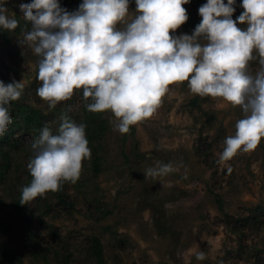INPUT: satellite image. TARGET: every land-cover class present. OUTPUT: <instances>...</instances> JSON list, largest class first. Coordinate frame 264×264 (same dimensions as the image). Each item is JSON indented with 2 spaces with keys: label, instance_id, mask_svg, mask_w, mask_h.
I'll return each instance as SVG.
<instances>
[{
  "label": "rangeland",
  "instance_id": "374dc122",
  "mask_svg": "<svg viewBox=\"0 0 264 264\" xmlns=\"http://www.w3.org/2000/svg\"><path fill=\"white\" fill-rule=\"evenodd\" d=\"M28 2L0 0L19 21L14 30H0V80H22L24 103L41 109L57 133L62 113L83 120L85 98L76 89L50 108L36 94L42 83L38 56L28 43H18L30 29L19 8ZM240 4L236 0L233 20L244 11ZM182 6L188 24H198L197 0ZM135 9L130 0L129 10ZM194 28L179 27L175 34H192ZM259 67L252 60L248 71L255 74ZM102 115L106 131L88 146L80 175L58 189L66 204L48 191L19 212L21 189L32 179L27 164L35 136L23 122L9 132L13 143L5 142L4 149L11 156L0 159V241L21 264H46L30 256L24 244L30 238L44 247H63L73 264H97L93 237L103 246L104 264H264V138L254 150L219 160L225 137L234 134L243 115L239 106L194 93L183 81L170 84L153 115L126 133L115 129L110 110ZM156 161L172 162L176 171L145 179L144 170ZM201 250L204 260L195 255ZM0 264L12 263L0 258Z\"/></svg>",
  "mask_w": 264,
  "mask_h": 264
},
{
  "label": "clouds",
  "instance_id": "9594fccd",
  "mask_svg": "<svg viewBox=\"0 0 264 264\" xmlns=\"http://www.w3.org/2000/svg\"><path fill=\"white\" fill-rule=\"evenodd\" d=\"M129 3L82 0L72 11L59 0L21 3L30 29L18 43H28L38 56L42 83L36 94L54 108L82 88L87 110H110L115 129L126 133L153 115L170 84L187 81L192 92L220 97L243 113L234 134L225 137L219 160L254 150L264 138V0H241L244 11L235 20L236 0H206L192 34L180 35L175 30L188 20L182 5L189 0H135L134 12ZM18 23L0 3V30H14ZM257 59L259 70L251 74L249 62ZM23 88L22 80H0V135L12 122L10 102ZM60 120L56 134L45 125L31 143L27 167L32 179L21 189L20 204L80 175L90 154L86 125L67 112ZM173 171L172 162L156 161L143 174L155 180ZM195 255L206 258L202 250Z\"/></svg>",
  "mask_w": 264,
  "mask_h": 264
},
{
  "label": "trees",
  "instance_id": "16d2710c",
  "mask_svg": "<svg viewBox=\"0 0 264 264\" xmlns=\"http://www.w3.org/2000/svg\"><path fill=\"white\" fill-rule=\"evenodd\" d=\"M62 7H65L69 11L75 10L77 8V0H59ZM206 0H197L198 8L202 4H204ZM198 23H200L202 17L197 14ZM197 24L190 25L188 24V20L182 24L180 27L183 28L186 31H189L190 27H194ZM91 99V98H90ZM23 98L20 96L19 99L15 101H11V114H12V122L8 126V128L5 130V132L0 135V159L1 158H7L9 156V152L4 149L5 142L13 143L12 134L9 132L12 128H14L15 125L19 122H23L32 129L33 136L37 137L39 135L40 129H42L45 125L48 126L53 134H56L53 127L50 125L47 115L41 110L33 107L30 104H25ZM103 112H90L87 110L86 106L84 107V118L81 122H83L86 125V138L88 140V146L90 147L91 141L96 140L102 133L106 131V127H104L105 121L103 120ZM70 117V116H69ZM71 118V117H70ZM80 122V123H81ZM97 161L99 159L95 158V166L98 168ZM60 196V200L64 204H66L65 199H62V195L60 191H55ZM219 204V209L223 211V203L222 200L219 198L217 199ZM17 206L19 208V212H22L25 208V204H20V202L17 203ZM29 241V242H28ZM27 246L28 252L30 256L37 261H42L46 264H49L51 262V257H53V260L56 264H73V261L71 259L72 254L66 252H62L64 250L57 249L53 246L50 247H44L39 242H35L34 239L30 238V240H26L24 243ZM92 254L93 258L96 260L97 264H104V256H103V246L99 239L93 237L92 238ZM0 258L9 262V263H17L21 264L22 260L11 253L7 245L0 241Z\"/></svg>",
  "mask_w": 264,
  "mask_h": 264
}]
</instances>
